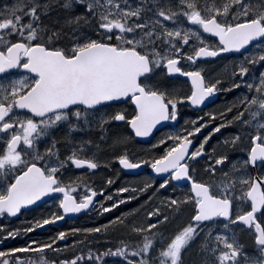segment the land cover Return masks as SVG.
Returning a JSON list of instances; mask_svg holds the SVG:
<instances>
[{"label": "snow or ice", "instance_id": "obj_1", "mask_svg": "<svg viewBox=\"0 0 264 264\" xmlns=\"http://www.w3.org/2000/svg\"><path fill=\"white\" fill-rule=\"evenodd\" d=\"M217 60L225 61L219 72L202 66ZM177 76L190 82L187 92L172 83ZM221 92L238 95L177 127L182 108L202 111ZM161 128L172 130L157 137ZM217 134L223 138L209 151ZM134 144L148 147L130 152ZM112 162L148 169L149 179L114 195L83 178L75 186L61 179L69 167L94 174ZM262 173L264 0H11L0 7V248L71 214H111L155 188L145 204L107 223L0 250V264H264ZM176 186L187 188L182 197L161 196ZM53 194L61 197L56 211L23 227L3 223ZM116 232L115 246L101 250L96 237ZM75 236L81 239L57 246Z\"/></svg>", "mask_w": 264, "mask_h": 264}, {"label": "flooded vegetation", "instance_id": "obj_2", "mask_svg": "<svg viewBox=\"0 0 264 264\" xmlns=\"http://www.w3.org/2000/svg\"><path fill=\"white\" fill-rule=\"evenodd\" d=\"M11 2V0H0V7H2L5 3H9ZM229 59H231V57H229ZM225 61L223 60H217L214 63L208 64V65H202L204 67H207L211 70H214L215 72H219L224 64ZM172 83L177 84L178 86L181 87V89L185 92L188 91V89L190 88V82L187 81V78L185 77H180L177 76L175 78L174 81H172ZM228 84H225L224 87H228ZM238 95V93L233 92V93H225V92H221L218 94V97L215 99L214 103H210L208 104L206 107L203 108L202 111L199 110H194L191 109L189 107H184L181 109V116H180V120H179V125H177V127L181 126L184 124L186 119H195L197 116H203L205 113L207 112H211L217 109H223V107L230 103L235 96ZM125 105H121V107H124ZM220 121H216L215 123H219ZM214 124H210L208 129L203 131V134L201 135V139L203 138V135H207V133L209 131H211V128L214 126ZM171 128H161V130L159 132L156 133V136L159 137L161 136L163 133L171 131ZM223 136H230L233 134V130L229 129L228 131H223ZM223 136L217 134L211 141V144L208 145V150H211V147L213 145L216 144L218 139H222ZM153 143H155V139L152 140ZM148 146V145H146ZM237 155H241L240 153H236L233 154V159L236 158ZM146 172L149 173V170L146 169ZM125 174V176L128 177V175L123 172ZM254 175L256 174L255 172L253 173ZM264 174V173H262ZM85 179L89 184L91 183H99L101 186H104V181L101 179H96L94 176L90 175L89 170H76L73 166L69 167L67 171H65L63 173V175L61 176V179L64 183H73V186H75V182H78L79 179ZM117 184L114 183L113 185L109 186L110 188L112 187H116ZM181 187V186H179ZM184 187V186H183ZM186 188V187H184ZM155 191V188H153L152 190L149 191L150 196L153 195V192ZM83 192V187L81 186L78 189V192L76 193L77 195H79L80 193ZM164 191H161V196H164ZM54 196L56 197V200L53 199H46L42 204L39 205V207H36L34 209H32L31 211H26L24 212L22 215L19 216V218H9V219H3V223L9 225L10 228L12 227H23L25 224L26 220H31L35 217H39L41 215V213L47 214L50 211H56V207L55 204L57 202V200L60 197V194H54ZM98 199H102V197H99ZM114 216H116L115 214H109L107 217H102V216H98L96 214L95 211H93L91 214H89L87 216V219L85 221V224H87L89 227H95V226H99L102 223H105V221L107 222L108 220L112 219ZM73 220H69V219H65L64 221H62L60 224H58V226H47L45 229L43 230H36L34 233H30L27 238L25 237V235L23 234V232H21V235L19 237H25V239L18 241H9L7 244H5L2 248H0V250H4L7 251L8 248L10 247H21L24 246V244L27 242L28 239H37L40 241H47L49 240L51 237L55 236L59 231H67L71 228L74 227V225L70 224L71 222H73ZM34 234V235H32ZM118 241H114V243H112L111 245L109 244H104V246H115V244ZM67 243L68 245H71L72 242V238L69 237V239L64 242ZM57 246H64L63 243L61 242H57ZM27 258V257H25Z\"/></svg>", "mask_w": 264, "mask_h": 264}, {"label": "rangeland", "instance_id": "obj_3", "mask_svg": "<svg viewBox=\"0 0 264 264\" xmlns=\"http://www.w3.org/2000/svg\"><path fill=\"white\" fill-rule=\"evenodd\" d=\"M210 145V144H209ZM141 147H148V146H145V145H140V144H134L131 146L130 148V152H135L137 149L141 148ZM92 176L96 177V178H100L101 175L103 177V181H104V188L107 186L106 184V181L109 179V178H112L115 180V183L117 184L116 187H113L112 189V192L116 193V190L122 186H143V182L146 180V179H149V177H147V175L145 176L144 174L140 175V176H136V177H127V176H124L123 173H120L118 168H117V165H116V162H112V164L110 165L109 168L105 169V168H101L100 170L96 171L94 174L91 173ZM164 196H169L168 195V191H164ZM125 196L128 195V194H124ZM150 196V193L149 191L145 194H143L142 196L139 197V199L131 202L130 204L128 205H122L119 210H116L114 211L112 214H115L116 213V216L117 215H120L122 212H128L130 211L131 209H134V208H137L138 206L140 205H143L145 204V202L148 200V197ZM123 198V197H121ZM158 201H153V204L157 203ZM152 207V205H149L147 209H144L140 212V217L142 218L146 211L147 210H150V208ZM109 214H105V216H102V217H107ZM87 216L88 215H84L80 220L79 218L75 219L73 222H71L70 224L74 225V227H79L82 226L81 228H84V227H87V226H84L86 225L85 224V221L87 219ZM105 223H107L105 221ZM176 223H178V221H174L172 224L170 225H167L166 226V229H171L173 227L176 226ZM103 224V223H102ZM121 231H125V230H121ZM120 235V232H116V233H112L110 234L109 237H96V239L100 240L101 241V244L99 246H104V243L103 241L105 239H110L112 241V243H114V241H117L116 237ZM75 238L76 240H79L81 239L80 236H75L73 237ZM249 240V235L244 233L243 236H242V242L244 243H247ZM73 242V241H72ZM107 245V244H106ZM114 246V245H113ZM60 248H63L64 246H58ZM109 264H120V262L118 260H112V261H109Z\"/></svg>", "mask_w": 264, "mask_h": 264}, {"label": "water", "instance_id": "obj_4", "mask_svg": "<svg viewBox=\"0 0 264 264\" xmlns=\"http://www.w3.org/2000/svg\"><path fill=\"white\" fill-rule=\"evenodd\" d=\"M132 171V170H131Z\"/></svg>", "mask_w": 264, "mask_h": 264}]
</instances>
